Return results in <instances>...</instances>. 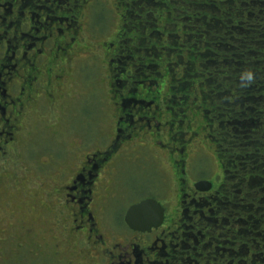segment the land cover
Instances as JSON below:
<instances>
[{"label": "rangeland", "instance_id": "374dc122", "mask_svg": "<svg viewBox=\"0 0 264 264\" xmlns=\"http://www.w3.org/2000/svg\"><path fill=\"white\" fill-rule=\"evenodd\" d=\"M143 1H136L137 11L143 14L142 21L148 19L151 24L149 30L143 31L147 37L137 41L144 33L135 34V42L122 40L121 14L126 7L122 0H88L71 6L77 17L71 27H66L67 33H73L69 39L75 38V53L73 62L66 65V78L53 81L51 90L56 100L46 98L45 90L34 92L33 103L26 105L27 114L19 123L14 145L6 153L0 152V264H58L60 251L65 247L63 242L72 244L71 236L62 238V226L68 219L59 222L55 212L60 202L67 201L64 187L89 169L88 155L114 148L120 118H125L121 128L126 138L131 130H139V134L133 139L123 137L122 146L115 150L109 164L100 169L99 201L107 200L103 194L115 196L127 191L125 186L130 187V202L151 194H158L161 200L168 195L175 199L184 177L183 167L177 166L175 160L180 159L179 147L186 142L190 146L185 151L191 154L188 179L212 178L221 172L218 144L225 138L201 114L204 106L198 108L188 102L180 108L177 104L181 97L176 87L179 71L190 80V73L196 70L194 54L188 55L183 48L189 46L185 37L189 28L181 20L173 25L167 15L157 14V19V12L147 15L144 4H138ZM214 30L223 32L218 27ZM126 32L124 37L129 38L132 32ZM160 37L163 41L156 42ZM169 41L178 54L185 55L187 62L164 56L169 54L162 46ZM52 45L53 41H48L47 47ZM196 52L199 54V49ZM148 57L155 60H147ZM237 58L243 61L238 66L244 69L246 58ZM209 65L213 68L215 64ZM259 80L258 84L264 85L263 73ZM12 92L13 97H19ZM183 92L187 97L188 90ZM146 93L152 95V104L159 108L157 121L152 125L142 116L153 108H144L147 105L138 101ZM123 96L132 98L123 101ZM218 98L220 104H226L225 95ZM1 99L15 100L7 96ZM6 122L4 119L3 126ZM174 133L175 137H171ZM107 190L110 194L105 193ZM118 215L116 212L115 218Z\"/></svg>", "mask_w": 264, "mask_h": 264}, {"label": "flooded vegetation", "instance_id": "af4514ba", "mask_svg": "<svg viewBox=\"0 0 264 264\" xmlns=\"http://www.w3.org/2000/svg\"><path fill=\"white\" fill-rule=\"evenodd\" d=\"M34 18L35 13L32 15L25 0H0V98L15 99L0 101L1 153L14 145L19 123L27 114L26 105L33 103L34 92L45 90L46 98L56 100L51 90L53 81L66 78V65L75 53V38L69 39L73 33H67L68 27L61 28L47 18L38 21ZM48 41H53L50 48ZM8 91L17 92L19 97ZM123 97V101L132 98ZM138 101L147 105L144 108H153L142 116L152 125L159 110L152 104V95L146 93ZM4 119L7 122L3 126ZM123 119L119 121L114 148L107 153L88 155L89 169H84L64 187L67 201L60 202L55 212L59 222L68 219L62 226L65 233L62 238L71 236L72 244L63 242L65 247L59 253L58 264H257V254L264 257V230H260L264 216H241V190L227 184V171L221 160V172L212 174V178L189 176L188 179L191 154L185 150L189 142L181 143L183 147H179L177 154L180 159L175 160L177 166L183 167L184 176L175 199L168 195L161 200L158 194H151L130 202V187L125 186L127 191L115 196L103 194L107 200L99 201L100 169L109 164L115 150L122 146L123 137L133 139L139 134V130H131L126 138L121 128ZM126 127L130 128V124ZM181 148L185 149L181 151ZM201 182H209L210 189L202 190ZM105 193L110 194L109 190ZM250 195L253 196L251 207L256 210L259 193L255 190ZM150 199L163 209L161 224L152 225L156 212L150 210L146 219L137 217L135 221L139 225L132 228L127 223L129 210ZM116 212L119 215L115 218Z\"/></svg>", "mask_w": 264, "mask_h": 264}, {"label": "trees", "instance_id": "16d2710c", "mask_svg": "<svg viewBox=\"0 0 264 264\" xmlns=\"http://www.w3.org/2000/svg\"><path fill=\"white\" fill-rule=\"evenodd\" d=\"M87 1L25 0V3L32 10V15L35 13L34 21L47 18L62 28L75 22L77 15L73 7ZM136 1L122 0L126 6L124 15L121 14L122 40H134L135 34L139 36L150 29L151 21L140 19L143 14L137 11ZM138 4L140 7L144 4L147 15L157 12L154 19H157V14L163 17L167 15L173 25L181 20L189 28L185 32L189 46L183 45V48H186L188 55L194 54L196 70L190 73V80L185 78L184 72L179 71V84L176 87L181 97L177 104L181 105L180 108L188 102L198 108L204 106L201 114L225 138L218 144V154L227 171V184L236 185L235 188L241 190V216H264V85L258 84L259 75L264 74V0H144ZM211 11L214 13L212 16ZM214 27L222 29V34L215 32ZM129 31L131 35L125 38V32L128 34ZM146 37L144 33L137 41ZM217 37L221 38L217 40ZM158 39L156 42L163 41L161 37ZM166 44L162 47L169 55L164 56L179 63L185 61V55L178 54V49L170 41ZM183 48L179 51H183ZM198 49L199 54L196 52ZM237 57L246 58L244 69L238 66L243 61ZM213 63L215 65L211 68L209 64ZM248 68L255 73V82L242 87L240 75ZM183 90H188L187 97ZM221 95H225L226 104H220L222 101L218 97ZM255 190L259 193L256 210L251 207L253 196L250 195ZM260 230H264V226ZM255 258L257 264H264V257L257 254Z\"/></svg>", "mask_w": 264, "mask_h": 264}, {"label": "water", "instance_id": "95a60500", "mask_svg": "<svg viewBox=\"0 0 264 264\" xmlns=\"http://www.w3.org/2000/svg\"><path fill=\"white\" fill-rule=\"evenodd\" d=\"M200 187H204L202 188V190H209L210 189V184L209 182H201L199 183ZM150 210H153L154 212H156V219L153 220L152 225L154 226H159L163 220V209L161 208V206L154 200H145L137 205H134L133 207H131V209L129 210V213L127 215V223L132 227V228H136L138 227V223L135 221L137 219V217L139 218H144L146 219L148 216V212H150ZM149 225V224H146ZM150 226H148L149 229Z\"/></svg>", "mask_w": 264, "mask_h": 264}, {"label": "clouds", "instance_id": "9594fccd", "mask_svg": "<svg viewBox=\"0 0 264 264\" xmlns=\"http://www.w3.org/2000/svg\"><path fill=\"white\" fill-rule=\"evenodd\" d=\"M240 80L242 81V87H248L255 82V73L251 68L245 69L240 75Z\"/></svg>", "mask_w": 264, "mask_h": 264}]
</instances>
